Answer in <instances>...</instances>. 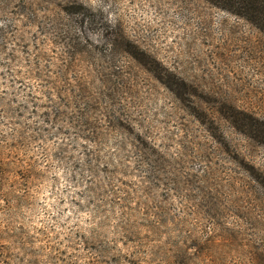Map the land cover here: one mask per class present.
Returning a JSON list of instances; mask_svg holds the SVG:
<instances>
[{
    "label": "rangeland",
    "instance_id": "rangeland-1",
    "mask_svg": "<svg viewBox=\"0 0 264 264\" xmlns=\"http://www.w3.org/2000/svg\"><path fill=\"white\" fill-rule=\"evenodd\" d=\"M218 1L0 0V115L59 132L0 119V264H264V29Z\"/></svg>",
    "mask_w": 264,
    "mask_h": 264
},
{
    "label": "trees",
    "instance_id": "trees-1",
    "mask_svg": "<svg viewBox=\"0 0 264 264\" xmlns=\"http://www.w3.org/2000/svg\"><path fill=\"white\" fill-rule=\"evenodd\" d=\"M214 2V0H211ZM217 1V0H216ZM221 6L224 9H227L236 15L247 18L252 21L260 29H264V0H219L215 3ZM2 30V27H0ZM166 84V83H165ZM30 99L26 103L30 102L33 104L32 111L26 112L27 104L20 102L14 109L5 108L2 111V117L0 119L4 122H11L13 125L12 136L13 141L16 139H23L24 135L28 132L39 133L38 136H34V140L39 141L41 137H44L45 132H48L51 128L55 129V133H59L57 127L54 126L56 123V115H53L50 112H43L38 114V110L41 109V106L38 103L34 102V97L28 96ZM14 101H11L13 103ZM28 113L29 115H36L38 119L33 123L24 122L23 118ZM236 114L233 115V117ZM238 121H235V124L238 126ZM248 126L250 128H255L256 125L252 126L250 123ZM246 132V131H244ZM32 139V138H30ZM10 166V163L7 162L0 152V189L1 182L4 179L6 169ZM2 235H6L5 231H2ZM5 239V238H3ZM188 251L183 248H177L172 256H167L166 264H193L186 261V256ZM8 264V263H7Z\"/></svg>",
    "mask_w": 264,
    "mask_h": 264
}]
</instances>
